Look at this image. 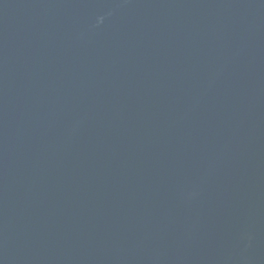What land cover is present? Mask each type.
Here are the masks:
<instances>
[{
    "label": "water",
    "instance_id": "water-1",
    "mask_svg": "<svg viewBox=\"0 0 264 264\" xmlns=\"http://www.w3.org/2000/svg\"><path fill=\"white\" fill-rule=\"evenodd\" d=\"M0 264H264V0H0Z\"/></svg>",
    "mask_w": 264,
    "mask_h": 264
}]
</instances>
